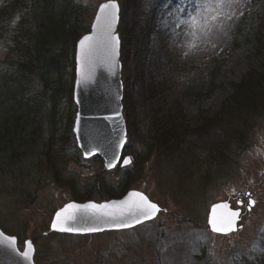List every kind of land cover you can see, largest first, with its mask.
<instances>
[{"label": "rangeland", "instance_id": "rangeland-1", "mask_svg": "<svg viewBox=\"0 0 264 264\" xmlns=\"http://www.w3.org/2000/svg\"><path fill=\"white\" fill-rule=\"evenodd\" d=\"M105 1L28 0L30 9L22 24L29 32L23 35V42L32 54L55 58H38L41 69L28 72L5 63L8 35L0 41V139H12L15 147L23 145L17 155L9 146L0 148V157L9 161L7 169L0 170V229L15 237L22 251L24 243L32 241L35 264H188L190 257L201 256L203 249L215 250L217 258L228 260L230 256L237 259L238 254L263 257L264 107L244 126L247 133L240 149L231 146L229 154L219 150L223 136L214 133L213 141L210 136L187 138L177 150L153 145L155 132L148 112L138 102L139 90L133 80L138 72L134 61L141 55L142 46H138L136 57L121 59L125 96L129 92L135 96L133 109L129 112L124 107V151L131 163L108 171L102 159L82 158L73 134L76 43L91 28ZM208 2L169 0L145 51L146 78L166 82L165 96L174 109V122L179 116L176 105L181 104L186 122L196 129L206 111L215 114L232 94L230 83L239 82L246 74L250 46L245 37L254 35L256 16L263 11L260 0H234L231 7L208 11L198 7ZM68 3L63 16L60 8ZM76 7L83 11L77 13ZM12 13L11 5L0 0V24ZM55 15L68 26L64 39L54 40L49 35ZM20 22L18 15L11 21V36L20 29ZM75 32L79 33L77 39ZM47 37L50 52L42 50ZM217 60L222 63L220 72L213 69ZM213 74L217 87L209 97L206 92ZM46 79L51 80L47 85ZM55 89L59 108L54 116ZM17 118L26 129V139L16 134ZM51 135L56 136L52 143ZM19 140L23 142L18 145ZM128 182L131 189L145 191L166 211L151 223L122 232L88 237L49 232L55 211L66 203L118 198ZM247 192L249 198L244 197ZM239 198L245 202L240 230L229 238L213 235L207 227L211 205L229 201L236 207ZM249 199L255 201L250 212Z\"/></svg>", "mask_w": 264, "mask_h": 264}, {"label": "trees", "instance_id": "trees-1", "mask_svg": "<svg viewBox=\"0 0 264 264\" xmlns=\"http://www.w3.org/2000/svg\"><path fill=\"white\" fill-rule=\"evenodd\" d=\"M257 1L258 0H255V2ZM260 1H262L263 4V11L256 16L258 21L257 30L253 36H250L249 38L245 37L246 43L250 46L248 54V70L239 82L230 83L232 94L225 99L218 112L213 114L210 110L206 111V117L201 120L202 123L198 126L199 128L196 129L192 127V122H186L185 115L183 114L185 108L181 104L176 105L179 116L176 118V122H174V109H172L173 107L167 102L165 96L168 92L166 82H156L155 79L146 78L147 52L145 53V51L147 50V39L158 27V14L165 7L168 0H150L149 4L146 0H120L122 19L119 32L122 40L123 58L129 60L133 56L136 57L135 50L138 49V46H142L140 48V57L138 56L136 61H134L138 72L133 80L135 88H138L139 90L140 99L138 102L142 104L145 111L148 112L151 129L155 132V136H152L153 145L160 144L163 148L169 151L177 150L181 144H186L190 138L199 137L202 139L203 137L210 136V140L213 141L215 138L212 134L214 133L217 136H223L222 147L219 148V150H222L225 153L228 152L229 154V152L232 151L231 146H236L237 149H240L238 145L247 133L244 126L254 120L253 118L255 117V114L257 115L261 113L262 108L264 107V0ZM3 2L5 5H11L13 11L11 17L0 24V41L4 35H8L7 42H9L7 55L4 60L5 63L14 66L17 69H26L29 72L34 69H41L40 66L42 63L38 58H46L50 61H55L54 57L45 56L42 58V55L36 56L32 54L29 46L23 42V35L29 32L28 30H25L26 27L22 24L24 23L23 20L26 17V13L30 9L28 0H3ZM69 4L70 3L61 7L59 13L65 16V11H67L66 9ZM71 5L73 4L71 3ZM80 7H76L77 13L83 11ZM16 15H18L21 20L19 23L20 29H16L17 33L11 36V21ZM55 18L56 20H52V26L50 27L51 32L49 35H51L54 40L64 39L69 33L68 26L64 19L59 22L57 21L58 17L56 15L54 16V19ZM247 18L248 17L246 16L243 20H247ZM89 31V29H86L85 33ZM241 31L242 30L240 29L237 37L241 35ZM78 34V32H75V39L78 38ZM50 42L49 37L44 40L43 51L50 52L48 51L49 49H47ZM16 55L20 56L19 60L16 59ZM213 64L214 68H212L217 69V71L220 72L222 63H219L217 60ZM215 77L216 75L213 74L212 81L206 92L209 97H211L217 87L214 82ZM50 82L51 80L46 79V85ZM56 91H58V89H55V96L52 97L53 106L51 108V112L54 116L59 108V96ZM132 94V92H129L125 96L124 107H126L129 112L135 106V96ZM16 101L21 103V98H17ZM17 121L18 128L16 129V134L17 136L21 135V139H26V129L20 127L21 118H17ZM37 127L40 126L38 125ZM50 127L53 130V125ZM55 137L52 136L49 142L52 143ZM22 142L23 141L19 140L18 145ZM5 145L10 147L14 155H17L18 150H21L23 147L22 144L17 147L13 146L12 139L8 142L0 139V148ZM1 152L2 149H0V156L3 154H1ZM7 165H9V161L6 159L3 160V158L0 157V170H6ZM130 189L128 182L121 194L124 195ZM216 257V252L212 253L209 249H203L201 256L195 258L190 257L191 260L188 264H264V256L258 257L252 254H238L237 259L230 256L231 260L221 258L216 260Z\"/></svg>", "mask_w": 264, "mask_h": 264}, {"label": "water", "instance_id": "water-1", "mask_svg": "<svg viewBox=\"0 0 264 264\" xmlns=\"http://www.w3.org/2000/svg\"><path fill=\"white\" fill-rule=\"evenodd\" d=\"M110 2H115L118 6L117 19L115 24L113 25V33L118 38L115 64L109 65L107 62H105L103 50H99L94 55L92 62L88 65H85L80 58L79 42L81 39H83V37L93 35L95 33L97 26V17L100 14L101 6L106 4L104 3L99 7L97 11L95 20L91 27V32L83 36L77 43L75 60L76 80L74 85V100L78 106V113L73 129L78 142V146L83 151L84 156L86 158H89L96 154L101 155L106 160V167L108 169L113 168L120 161L123 148L127 141L126 122L123 117L122 103L124 98V87L122 82V63L120 60L121 40L117 32L120 24L121 9L118 2ZM110 164L112 165L111 167L109 166ZM127 164L124 163V165ZM128 194L119 200L112 201L123 200L128 196ZM107 203L109 202H105L102 204ZM221 204L225 203H219L216 205ZM216 205L212 206L209 215V226L211 230L219 234H230L236 231L239 217L234 222V230L227 232H218L213 230V226L210 221L215 220L217 227H226L227 221L228 219H230L229 213L231 211H234L231 210L230 207L220 208L215 207ZM214 207L215 212H213ZM159 212L160 211H158L152 218L142 220L140 223H136L135 220H129V227H115L110 217L101 218L98 215H93L91 210H89L88 212H77L76 219L68 221L65 226L72 229H80V231H60L59 228H53V223L56 220L55 215L51 225V231L64 234L86 235L96 234L104 232L106 230L129 229L153 220L158 216ZM238 212L240 216L241 212ZM88 228H96L99 230L83 231V229ZM0 233H3L4 236L11 237L6 235L1 229ZM30 242L32 244V241ZM32 248L33 251L29 254V258L26 259L22 255V253L27 251V248L24 252H21L18 249L16 238L15 244L10 246L8 242L3 239V237H0V264H35V249L33 244Z\"/></svg>", "mask_w": 264, "mask_h": 264}, {"label": "snow or ice", "instance_id": "snow-or-ice-1", "mask_svg": "<svg viewBox=\"0 0 264 264\" xmlns=\"http://www.w3.org/2000/svg\"><path fill=\"white\" fill-rule=\"evenodd\" d=\"M234 0H217L215 4L209 0L208 3L199 4L198 7L203 11L209 9L216 10L222 7H231ZM118 6L115 2H109L101 6L100 14L97 17V26L93 35L85 36L80 40V58L81 61L88 65L92 62L94 55L103 50L104 60L109 65L115 64V57L117 55L118 38L113 33V25L117 19ZM231 18L230 16L228 17ZM195 19V18H193ZM215 20L216 17L214 16ZM125 164L130 163V159H125ZM112 166L111 164L109 165ZM243 204V201H240ZM249 205H254L255 201H249ZM215 207L228 208L227 204L216 205ZM215 207L213 212H215ZM71 210V211H70ZM91 210L93 215L99 217H110L115 227H129V220H135L140 223L142 220L152 218L160 209L155 203L148 200L147 196L139 192H130L125 199L120 201H111L107 204H67L62 210L56 213V220L53 223V228H59L60 231H80V229H72L66 227L68 221L76 219L77 212H88ZM230 219L227 221L226 227H217L215 220L210 221L214 231L227 232L234 230V222L239 217L238 211H231L229 213ZM96 228L83 229V231H97ZM8 244L14 245L15 238L4 236L0 233ZM27 251L22 255L28 259L29 254L33 251L30 241L25 242Z\"/></svg>", "mask_w": 264, "mask_h": 264}]
</instances>
